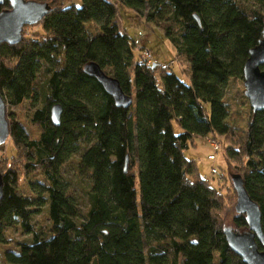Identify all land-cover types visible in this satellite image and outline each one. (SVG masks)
Listing matches in <instances>:
<instances>
[{
    "label": "trees",
    "instance_id": "trees-1",
    "mask_svg": "<svg viewBox=\"0 0 264 264\" xmlns=\"http://www.w3.org/2000/svg\"><path fill=\"white\" fill-rule=\"evenodd\" d=\"M34 1L51 6L37 22L43 33L22 32L18 42L0 46L9 136L25 157L22 169L0 170V244L16 247L0 264H216V255L217 264H245L224 233V197L185 150L195 137L212 136L225 144L226 161L245 158L241 176L260 206L264 232V109H251L247 133L238 137L227 123L226 99L235 79L244 82L249 50L262 38L264 0ZM119 7L164 31L189 61L190 83L170 66L136 59ZM183 7L191 8L187 20ZM8 8L4 0L0 13ZM87 22L100 31L89 32ZM91 61L118 79L132 97L129 106H118L85 73ZM26 102L38 139L12 111ZM56 103L58 125L50 116ZM77 154V174L88 180L84 211L61 173ZM35 170L49 183L29 182L35 196L24 195L21 177ZM44 208L37 225L34 216ZM233 228H248L244 214H236ZM17 232L25 237L16 239Z\"/></svg>",
    "mask_w": 264,
    "mask_h": 264
},
{
    "label": "rangeland",
    "instance_id": "rangeland-1",
    "mask_svg": "<svg viewBox=\"0 0 264 264\" xmlns=\"http://www.w3.org/2000/svg\"><path fill=\"white\" fill-rule=\"evenodd\" d=\"M79 3L78 0H74ZM245 3H249V0H239ZM261 11L264 14V7H261ZM191 8L183 7L181 15L183 20H187L190 17ZM166 18L165 14L158 21H163ZM118 23L122 30H125L130 38L135 42L136 48L134 50L135 57L141 58L144 49L148 50L151 55L152 61H158L162 65L171 67L182 80L190 83L189 75V61L180 57L177 50L171 40L165 35L164 31L159 28L155 23H148L146 20L136 16L133 10L125 7H119ZM86 29L94 34L98 33L99 26L94 22H87L85 24ZM40 33H43V29L40 23L26 25L23 30L24 37H36ZM45 85V74L40 72L38 77L37 86L40 88ZM245 86L243 79H235L226 90V99L229 104V116L227 123L232 128L233 132L238 137L246 135L248 130V123L250 119L251 106L248 98L244 95ZM40 105L37 104L35 107ZM33 106H29L28 102L22 106L13 108V113L16 119L25 128L27 134L34 139H38L41 134L39 126L34 125L30 121V114L33 111ZM11 110V108H8ZM212 136H197L194 138L193 144L185 150V155L194 159L198 165L199 172L202 176H205L211 181L224 197L223 208L219 212V215L224 220V225L234 227V217L236 216L235 205L237 201V195L234 191V187L231 184V176L234 173L241 174L244 167L245 158L243 161L231 160L226 161L224 157L225 144L221 143V149L216 153L215 160H209L208 155L213 153V146L209 141ZM217 140V139H216ZM218 141V140H217ZM84 147V146H83ZM79 154L74 155L69 162H67L62 170V177L68 181L70 186V192L76 197L78 203L84 211L86 209V189L88 188V180H80L76 171V158ZM25 161L24 153L13 142L12 137H8L7 141L0 146V170L4 171L12 164L20 165L22 169V163ZM216 168L217 172L213 173L212 168ZM29 182H40L48 184L43 173L38 170L31 172L26 178L24 175L21 177L20 191L27 196H35L31 191ZM45 208L42 212L34 216V221L37 225L41 224V220L44 219ZM16 239H23L25 236L20 233H15ZM16 249L13 244H0V258L3 261L2 255L9 249ZM215 263H218V257H215Z\"/></svg>",
    "mask_w": 264,
    "mask_h": 264
},
{
    "label": "water",
    "instance_id": "water-1",
    "mask_svg": "<svg viewBox=\"0 0 264 264\" xmlns=\"http://www.w3.org/2000/svg\"><path fill=\"white\" fill-rule=\"evenodd\" d=\"M10 8L0 13V46L3 42L15 43L22 36L25 25L37 23L51 6L46 2L34 0H8ZM4 0H0V4ZM197 18V16L195 15ZM198 19V18H197ZM84 71L95 77L104 89L113 96L118 106L127 107L132 103V97L126 94L114 76L106 73L96 62H89ZM245 95L251 109L260 111L264 109V25L262 38L249 50V56L243 68ZM51 121L58 125L61 119L62 106L56 103L51 106ZM9 122L7 120V103L0 92V145L9 137ZM236 191L237 201L235 210L237 214H244L248 228L245 230L224 227V233L229 246L245 264H264V232L261 225V209L259 204L249 195L241 174L231 176ZM3 195V177L0 173V200ZM259 243L262 245L260 248Z\"/></svg>",
    "mask_w": 264,
    "mask_h": 264
},
{
    "label": "built area",
    "instance_id": "built-area-1",
    "mask_svg": "<svg viewBox=\"0 0 264 264\" xmlns=\"http://www.w3.org/2000/svg\"><path fill=\"white\" fill-rule=\"evenodd\" d=\"M143 54H144V55H142V58L145 59V60H147L148 63H152V62H154V61H152V59H151V55H150V52H149L148 50L144 49ZM206 137H207V136H206ZM208 139H209V141L211 142V144H212V146H213V150H214V152L211 153V154H209L207 157H208L209 160H215V159H216V153L218 152V150L221 149V143H220L219 141H217V140H216L215 138H213V137H212L211 139H210V137H208ZM211 171H212L213 173H216V172H217V169L213 167V168L211 169Z\"/></svg>",
    "mask_w": 264,
    "mask_h": 264
}]
</instances>
